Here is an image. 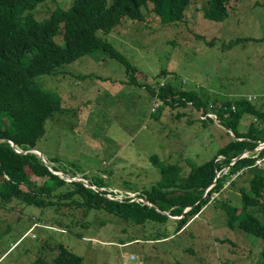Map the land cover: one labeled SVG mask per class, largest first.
<instances>
[{
    "label": "rangeland",
    "instance_id": "rangeland-1",
    "mask_svg": "<svg viewBox=\"0 0 264 264\" xmlns=\"http://www.w3.org/2000/svg\"><path fill=\"white\" fill-rule=\"evenodd\" d=\"M71 1L46 0L32 15L42 18L56 5L68 7ZM205 4L206 0H192L178 22L162 24L155 13L144 11L143 19L126 18L107 33L98 30L133 63L137 84H130L124 64L106 53L85 54L66 63L67 73L54 85L40 77L57 87L64 107L75 110L74 115L53 121L36 145L46 164L57 169L56 175L95 190L92 182L102 179L105 185L98 190L108 198L128 197L152 205L142 193L154 186L167 196L168 187H156L162 171L178 166L187 175L193 166L215 158L229 139L213 114L197 112L195 96L210 105L217 98V106L219 101H231V109L247 98L264 110V0H236L223 19L204 17ZM56 39L64 42L63 35ZM161 93L168 103L162 105ZM205 117L213 120H205L202 127L199 120ZM250 120L251 113H244L238 127ZM258 144L264 147V141ZM256 165L264 169L262 161ZM227 171L217 172L203 195ZM251 176L245 169L229 175L183 229L175 233L165 229L167 237L155 236L157 230L150 223L137 228L131 224L125 230L122 221L103 211L63 206L74 218H91L86 227L75 224L80 236L57 228L56 221L55 228L42 227L51 208L0 200V264H30L38 256L51 259L59 242L80 254L82 264H254L264 241L226 224L241 211L264 224V207L243 210L242 191L253 194ZM173 179L165 174L161 180L167 185ZM43 181L36 180L38 185ZM103 219L110 221L101 223Z\"/></svg>",
    "mask_w": 264,
    "mask_h": 264
},
{
    "label": "trees",
    "instance_id": "trees-1",
    "mask_svg": "<svg viewBox=\"0 0 264 264\" xmlns=\"http://www.w3.org/2000/svg\"><path fill=\"white\" fill-rule=\"evenodd\" d=\"M45 1L0 0L2 202L15 200L24 206L51 208V214L44 216L46 221L42 219L44 228H55V221L57 228L68 232H75L76 223L81 227L88 226L91 218H74L73 211L64 210L63 207L75 205L88 212L108 213L109 216L116 217L118 222L122 221L125 230L131 224L137 228L139 224L150 223L152 230H157L158 234L155 236L167 237L165 229H173V233L183 229L209 202L210 193L222 188L224 179L245 169L252 174L249 185L253 194L242 191L243 210L254 205L264 207L260 203L264 198V169L257 168L262 165H256L258 160L264 164V147L258 149V143L264 141V110L246 100L247 98L241 99L236 108L231 109V101H219L221 103H217V106V98H213L210 105L205 104L201 95L195 96L197 112L213 114L217 124L226 129L225 134L229 139L219 148L215 158L203 161L200 166H193L187 175L178 166L166 168L165 173L162 171L163 178L165 174L174 177L167 185L162 183L158 167L161 178L156 187H168L169 190L167 196L152 189L154 186L143 190L142 194L152 205L128 197L121 200L108 198L98 190L105 185L102 179L92 182L96 190L81 181H66L50 172L49 166L36 154L16 152L15 149L24 151L36 148L38 140L49 132L48 128L53 121H60L63 116L75 113L71 106H63V97L58 93L57 87L42 82L41 76H46V82L54 85L55 80L60 81V76L67 73L64 70L66 63L85 54L106 53L120 60L125 66V72L130 75L129 83L137 84L133 63L112 42L98 34V30L107 33L126 18L143 19L144 11L155 13L162 24L178 22L183 19L192 0H112L111 3L107 0H72L68 7L56 5L47 16L34 17L32 10ZM235 2L236 0H206L202 7L203 16L223 19L227 16L230 3L233 6ZM57 35H63V43L56 39ZM160 95L162 105L168 103L167 95ZM246 112L251 113L253 120L246 125L242 122L238 127ZM205 120L213 119L205 117L199 121L202 123ZM203 125L204 123L202 127ZM244 152L248 154L237 158ZM151 159L156 160V156L152 155ZM225 168H228L227 173L219 174L216 184L203 195L204 189L212 183L217 172H222ZM52 170L57 171L53 167ZM31 177L36 179L30 180ZM39 178L44 179L40 185L36 182ZM126 188L135 189L131 184H126ZM154 206L161 211H157ZM186 207L190 208L184 213ZM106 221L110 219L100 220L101 223ZM226 224L254 234L264 241V224L250 213L241 211L229 217ZM75 234L82 236L77 232ZM30 264H82V257L59 242L54 257L46 259L38 256ZM254 264H264V246Z\"/></svg>",
    "mask_w": 264,
    "mask_h": 264
},
{
    "label": "water",
    "instance_id": "water-1",
    "mask_svg": "<svg viewBox=\"0 0 264 264\" xmlns=\"http://www.w3.org/2000/svg\"><path fill=\"white\" fill-rule=\"evenodd\" d=\"M10 142V141H9ZM11 143V142H10ZM11 145L13 146V144L11 143ZM18 152H21V153H25V152H32V153H34V154H36L42 161H43V163L45 164V165H47L46 164V161H45V159L43 158V156H42V153L38 150V149H36V148H31V149H28V150H24V151H18ZM243 154H241V155H239L238 157H240V156H242ZM237 157V158H238ZM48 166V165H47ZM49 171L50 172H52L53 174H57V172H55V171H53L50 167H49ZM73 181H76V180H73ZM144 202V201H143ZM148 204V203H147ZM155 207V209L157 210V211H161L158 207H156V206H154Z\"/></svg>",
    "mask_w": 264,
    "mask_h": 264
},
{
    "label": "built area",
    "instance_id": "built-area-1",
    "mask_svg": "<svg viewBox=\"0 0 264 264\" xmlns=\"http://www.w3.org/2000/svg\"><path fill=\"white\" fill-rule=\"evenodd\" d=\"M260 143V142H259ZM258 149H260L259 145H258ZM126 198V197H125ZM133 200H135L134 198H132ZM121 200V199H120ZM143 201V200H142Z\"/></svg>",
    "mask_w": 264,
    "mask_h": 264
},
{
    "label": "crops",
    "instance_id": "crops-1",
    "mask_svg": "<svg viewBox=\"0 0 264 264\" xmlns=\"http://www.w3.org/2000/svg\"><path fill=\"white\" fill-rule=\"evenodd\" d=\"M149 204V203H148Z\"/></svg>",
    "mask_w": 264,
    "mask_h": 264
}]
</instances>
